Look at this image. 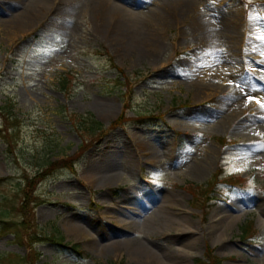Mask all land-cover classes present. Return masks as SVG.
I'll list each match as a JSON object with an SVG mask.
<instances>
[{"label":"rangeland","instance_id":"1","mask_svg":"<svg viewBox=\"0 0 264 264\" xmlns=\"http://www.w3.org/2000/svg\"><path fill=\"white\" fill-rule=\"evenodd\" d=\"M29 1L0 0V205L8 212L0 222V255L26 264H141L136 258L142 245L160 264H208L204 255L210 247L221 264H264V0H190L206 20L236 24L234 66L224 62L230 50L225 44L195 47L185 30L188 19L155 28L138 47L141 57L127 48L128 37L97 28L103 10L111 9V19L151 13L157 20L162 13L155 6L175 0H99L98 12L92 0H48L50 5H37V14L28 15L29 23L10 25L29 10ZM69 74L66 90L59 88ZM201 81L220 83L222 93L195 99ZM231 96L240 99L241 108L222 128L216 121L231 107L220 103ZM126 105L122 124L114 127ZM86 114L104 133L82 141L70 117ZM177 114L192 127L177 125ZM134 133L149 139L161 159L136 151L140 141ZM70 158L71 169L49 165ZM100 158L106 163L94 161ZM200 160L206 164L201 175L195 166ZM221 167L241 186L219 183L221 191L202 213L191 188H205ZM102 172L121 178L107 187L92 185ZM166 202L167 211L190 221L191 239L198 241L186 262L172 256L173 249H183L181 238L135 227ZM25 219L27 234L19 228L15 238L2 231L1 223ZM69 220L106 250L68 236ZM215 224L224 232L221 242L212 231ZM249 225L242 238L241 228ZM55 235L64 240L60 246L48 239ZM30 236L37 242L28 243ZM124 240L137 247L114 252Z\"/></svg>","mask_w":264,"mask_h":264},{"label":"bare ground","instance_id":"2","mask_svg":"<svg viewBox=\"0 0 264 264\" xmlns=\"http://www.w3.org/2000/svg\"><path fill=\"white\" fill-rule=\"evenodd\" d=\"M54 1V0H53ZM52 1V2H53ZM68 1V3L74 2L75 0H60ZM94 8H97L98 10L101 8L100 1L99 0H92ZM51 1L48 0H30L28 3L29 10L22 12L21 14L14 17V19H11L7 22L10 23V25L14 26L15 23H21L22 25H25L26 23H29L30 21H27V18H30L28 16L30 13H33L35 11V14H37L35 7L40 4H48L50 5ZM224 4H227L224 3ZM156 11L159 14L158 19L155 20L153 17H151V13H148L147 16L142 17L143 15L139 17H135V19L131 20L130 18H125L123 16H116L117 18H109L111 17V9L103 10V13L100 15L101 18L97 20L98 29L106 34H118L121 36L128 37V41L130 43H127V48H129V51L131 53H134L135 55L139 54V57H141V49L139 50V46L141 43H143V39L145 40L150 36L154 31L155 28L157 30L162 29L164 25L167 24V21L171 22L173 21L174 24L180 25L184 24V22L188 19L190 20V25L186 27V33L189 36L190 40L195 44V47L198 45H204L203 47L208 48L210 45H213L217 47L218 45H227L230 50L227 52V57L224 58L225 64L229 66H234V49L236 46L237 41V34H236V24L228 22L227 20H218V21H211L206 20L205 15H202V10L199 9L196 5L192 4L190 0H175V3L173 5L166 4V3H159L155 6ZM123 10H119V12H122ZM124 12V11H123ZM27 14V15H26ZM169 15L171 16L170 19ZM174 17V19L172 18ZM144 18V19H142ZM164 18V19H163ZM131 20V21H129ZM167 20V21H166ZM185 20V21H184ZM183 29V28H181ZM158 33V31H157ZM184 33V35H186ZM183 35V34H182ZM119 36V37H121ZM150 50V49H147ZM193 87H191L192 89ZM196 92L193 93V97L195 99L200 98V96L206 97L208 96V93H213V95H217L219 93H222V85L215 81H208L207 83H204L201 81L196 85L195 88ZM207 92V93H206ZM235 94V93H234ZM224 103H220V106L230 105V109L227 111L225 116H221L220 119L218 118L216 121V125L219 127H224L229 123L231 119H233L234 115L236 117V113L241 108V101L236 96H231L223 99ZM177 125L181 127H192V125L188 124L186 121L185 115H179L177 114ZM131 137L134 140H139L140 142L137 143V149L139 151L143 150L142 154L147 155L148 158L152 159H161L158 157L159 151L158 148L152 144L149 139L141 137V135H138L136 133L131 134ZM112 156L116 158L117 154L112 153ZM128 159L130 157L128 156ZM100 164L106 163L105 159H95L94 161H97ZM110 161V160H109ZM205 161V160H204ZM204 161H196V171L198 174H203L204 170L206 169V164ZM107 170V169H106ZM108 171V170H107ZM121 178L119 174H108L107 172L98 173L97 175H94L91 184L95 186H102L107 187L110 185L115 184L116 181H118ZM166 203L161 204L158 206V210L155 209L149 216H147L145 219L139 220L136 223H138L135 227L142 226L143 228H148L149 230L156 232L157 234L154 235H165L169 236L172 240H175V238H181L183 240V249H173V259L176 262H186L188 260V253L189 250L198 246V241L192 237V232L190 230L191 223L190 221H187L185 219H180L177 216L174 215L172 212L173 210L167 211V207H165ZM121 216H126V213H119ZM135 225V222H128L127 227L133 228ZM218 224L213 225L212 231H214L217 236L218 240L221 242L222 237H224L223 233H220V227L221 224H219V228L217 230ZM64 228L66 230V233L68 236H74L78 238L88 239V243L94 244L96 248L100 251L106 250L105 245H99L97 243L96 239L93 235H91L89 232L84 230L80 224L75 223L73 221H64ZM135 228V230H136ZM222 228V227H221ZM219 231V233H217ZM134 247H137V245H133L128 240H124L122 242H119L115 244L112 249H114V252L121 251L122 249H132ZM141 249L140 252H142L141 255H138L136 258L139 263H145V264H160L159 256L154 254L148 247L140 246ZM110 249V250H112ZM188 249V250H187ZM187 250V251H186ZM139 252V253H140Z\"/></svg>","mask_w":264,"mask_h":264},{"label":"trees","instance_id":"3","mask_svg":"<svg viewBox=\"0 0 264 264\" xmlns=\"http://www.w3.org/2000/svg\"><path fill=\"white\" fill-rule=\"evenodd\" d=\"M72 80V76L66 75L64 77L61 78L60 81H58V86L59 88L66 90L67 87V82H70ZM125 112H123L121 114V116L113 123L114 127L121 124L123 119V114ZM13 115V114H12ZM8 119H12V117L8 118ZM70 120L72 121L73 125L77 128V131L80 134V137L82 138V141L85 138L91 137L92 135L95 134H100L103 135V126L97 122L96 120H94L93 116L90 114H86V115H71ZM84 137V139H83ZM51 165L50 167L56 166L57 168H66V169H71L73 167V162H72V158L70 159H66V160H62L61 162L58 163H54L53 162H49ZM223 175V169L220 170L219 173H216L212 180L209 182V184L207 185V187L202 188V187H198V186H193L191 188V193L194 197V202L199 203L201 209H203V211H205L206 207H209V202L207 205V201L211 200V197L209 194L211 193H215V191L217 190V185H218V179H220V177ZM239 178H235V177H226L224 180H222V182H224L226 185H230V186H241L240 182H239ZM208 196V197H205ZM205 198H207V201L205 200ZM203 203V205H202ZM21 206L19 208H17L19 211H22L21 209L26 207V202L21 203ZM8 215V212L6 211V209L0 205V222H5V220L2 219H6ZM29 219H25L23 222L21 223H16V224H6V223H1L2 224V231H11V233L14 235L15 238L19 237V228H22L26 231L29 230L30 228V223L28 221ZM21 226V227H19ZM250 231V225L247 227L242 228V233L244 234L243 237H245L248 232ZM51 237V236H50ZM50 237H48V239H51ZM35 238H32V236L28 237V243H35L37 241H32ZM45 239V238H44ZM52 240L55 241L59 246L61 243H63V238L62 237H56L53 236ZM40 241V240H39ZM71 250H74V248H71ZM208 253L206 255L207 259H208V264H221L222 260L215 257L213 255V251L211 249L208 248ZM79 253V252H78ZM8 259L10 260H15L20 263V264H26L25 261L21 258H18L15 255L12 254H8L7 256H2L0 255V264H4V262H6ZM21 259V261H20ZM29 264V263H28ZM200 264H204L203 262H201Z\"/></svg>","mask_w":264,"mask_h":264},{"label":"snow or ice","instance_id":"4","mask_svg":"<svg viewBox=\"0 0 264 264\" xmlns=\"http://www.w3.org/2000/svg\"><path fill=\"white\" fill-rule=\"evenodd\" d=\"M250 99H252V98H250ZM256 102H257L258 104L260 103V101H259V100H257ZM261 106H262V107H264V105H261Z\"/></svg>","mask_w":264,"mask_h":264}]
</instances>
